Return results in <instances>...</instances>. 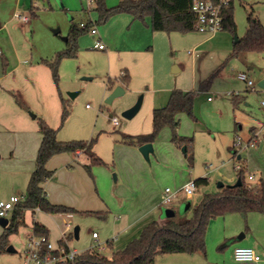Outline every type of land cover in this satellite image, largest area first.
<instances>
[{
    "label": "rangeland",
    "instance_id": "rangeland-1",
    "mask_svg": "<svg viewBox=\"0 0 264 264\" xmlns=\"http://www.w3.org/2000/svg\"><path fill=\"white\" fill-rule=\"evenodd\" d=\"M41 2L40 21L36 26V39L41 50L46 51L52 42L62 46L66 41L62 38L70 25L79 23V18L84 15L90 20H99V13L95 8L94 0H39ZM121 0H106L117 5ZM235 21L238 31L233 34L229 30H221L214 34L198 30L181 33L177 31H153L139 19H126V15L117 13L106 21L97 23L100 35L107 45L111 47H147L151 45L154 56V81L148 86H143L139 92L124 88L125 92L115 97L112 102H106L107 97L119 86V82L109 81L108 62L102 52H85L86 42L94 41L89 32L82 34L78 40V56L63 57L59 63V85H55L57 95L51 101L47 97H40L34 106L23 107L26 109L28 122L18 126L20 113L8 110L0 113L3 123L12 122L13 126L6 129L0 122V200H8L12 195L23 196L27 193L30 173L35 167V160L40 147L41 133L39 131V118L45 119L52 127L57 129V137L62 141L95 140L92 151L100 156L104 163L91 166V172L83 166V176L76 172L61 174L71 188L80 189V194L85 193V170L91 177L92 188H97L101 198L110 205L114 203L119 207L118 197L122 188H129L127 181L134 182V178L143 179L142 186L149 187L148 173L131 175L128 162L134 150H139L137 145L129 144L122 138L123 133L137 135L153 131L152 114L154 108L167 105L171 92L174 89L193 91L194 116L179 113V126L177 133L180 136L192 138L179 145L173 140V132L169 126L163 127L152 142L156 152L166 153L171 149V144L177 146L186 160V171L196 172L205 170L206 165L213 164V171L219 173V166L223 164V172L235 173L234 165L237 163L246 166L245 176L247 181L250 173L255 174L253 182L262 179L264 182V88L258 83L264 80V52H247L246 57H229L234 47V41L242 38L247 30V15L253 5L256 15L264 23V0H233ZM46 10V11H45ZM74 18L73 21L70 19ZM17 22L19 19L15 18ZM130 19V20H129ZM149 20V18H147ZM21 22V21H20ZM60 28V33L55 34L53 29ZM237 38V39H236ZM176 68H179L177 70ZM245 72L253 80L254 86H248L246 81L239 78V73ZM92 73V74H90ZM90 77L91 79H84ZM114 77V76H113ZM123 82V81H122ZM69 92H77L71 97ZM143 97L141 109L135 117L127 119L122 113L132 107L140 97ZM211 100H208V97ZM70 103L67 118L62 121L63 104L61 98ZM237 100V105H235ZM88 105V106H87ZM21 107V106H20ZM118 119V123L113 118ZM256 127L259 132L255 146L237 148L233 153L232 146L240 137L247 142L253 136L251 128ZM20 135L27 140V148L19 141ZM20 145L16 146V141ZM34 141L32 148L30 142ZM188 154L194 155L192 164L185 156L184 147ZM152 158H155V154ZM88 154H83L80 159L84 164L90 163ZM143 156V155H142ZM238 157L241 159L239 160ZM143 159L146 161L145 157ZM153 160V159H152ZM86 161V162H85ZM224 161V162H223ZM228 162V163H225ZM229 162H234L232 166ZM146 163L150 166L151 162ZM83 164V165H84ZM227 165V166H225ZM167 171L156 170L160 175L158 188L163 192L166 187L176 191L181 189L172 183L173 178H165ZM116 178L119 179L115 180ZM251 181V182H252ZM227 183L222 178L213 181V191L217 190L218 183ZM135 183V182H134ZM206 185H203L205 187ZM83 189V190H82ZM129 191V189H128ZM212 191V190H211ZM210 191V192H211ZM207 193V192H204ZM59 202L72 206L78 210L74 213H45L27 212L26 224L19 227L18 231L9 236V245L16 251L0 253V264H24L25 250L32 239L34 220L43 221L50 229L49 240L57 244L62 238L61 231L66 227V222L71 225V233L79 226V238L74 236L69 242L71 249L82 252L90 247L99 248L100 252L109 256L113 249L107 244L108 237L113 233L108 219L119 217L122 211L129 206V195L126 197V206L118 208H103L98 198L85 200V196L77 195ZM129 194V193H128ZM104 200V201H105ZM105 201V202H106ZM196 201L186 196L184 192L170 206L172 214L177 213L182 217L192 215V208ZM57 203V202H56ZM74 203V204H73ZM188 204L191 210L181 211V206ZM87 211V213H85ZM165 215L161 217L164 218ZM2 218V217H0ZM6 218H11V213ZM4 226L0 224V235L4 233ZM93 231L100 237L94 239ZM70 233V234H71ZM69 234V235H70ZM68 235V236H69ZM110 235V236H109ZM245 235L243 238L242 236ZM241 237V238H239ZM247 241V242H246ZM249 241V242H248ZM248 243L264 258V214L249 212L243 215L238 212L228 213L214 217L206 232V253H169L157 257L159 264H238L234 261L232 251L234 247ZM115 244V243H114ZM156 263V264H158Z\"/></svg>",
    "mask_w": 264,
    "mask_h": 264
},
{
    "label": "trees",
    "instance_id": "trees-1",
    "mask_svg": "<svg viewBox=\"0 0 264 264\" xmlns=\"http://www.w3.org/2000/svg\"><path fill=\"white\" fill-rule=\"evenodd\" d=\"M218 1V0H217ZM95 8L99 13V20L73 24L68 36L67 45L58 51L52 58L44 59L43 62L52 70L53 78L59 85V63L63 57L78 56V38L85 32H90V27L100 21L108 20L117 13H128L134 18L145 20L150 17V26L153 31L187 33L196 30V15L192 10L194 0H121L117 5L108 6L106 0H94ZM221 30H229L233 34L238 31L235 21L234 2L226 0L222 8ZM264 52V23L256 15L253 5L247 15V30L242 38L234 41V47L229 57H242L247 52ZM122 81L129 83L128 76ZM113 84L112 79L109 81ZM193 91L174 89L171 92L166 106L153 110V131L146 134L131 135L122 134L124 141L132 145H142L153 142L160 130L169 126L173 132V140L181 145L192 138L180 136L177 133L179 126V113L185 112L194 116ZM211 98V97H210ZM63 104L62 121L70 111V103L61 98ZM237 105V100H235ZM38 118L39 130L42 134L41 144L32 171L27 193L24 199L18 202L11 210V218L0 235V253H5L9 246V236L18 231L19 227L26 224V211L42 210L46 213H74L78 212L72 206L53 203L45 191V183L54 173L47 164L49 160L60 153L88 154L90 163L84 167L91 172V166L104 163L103 159L92 151L95 140L62 141L57 137V129L52 127L45 119ZM186 147V146H185ZM186 155L192 164L194 155ZM240 160L241 158L238 157ZM246 166L243 163L237 171V180L240 184H225L215 191L204 193L200 202L192 208V215L182 217L175 213L172 216L155 220L146 225L138 237L132 239L123 249L117 250L109 256L102 254L97 248H89L77 252L74 259L56 260L54 264H155L159 255L169 253H206V232L210 221L217 216L238 212L247 215L249 212L264 214V182L252 183L246 180ZM196 184L206 185L207 177L195 179ZM87 213V211H85ZM32 236H44L49 241V229L39 221H33ZM74 236L71 233L66 239L59 241L57 249H49L47 244H42L39 253L42 258L49 255L60 258L63 254L61 248L69 251L68 240Z\"/></svg>",
    "mask_w": 264,
    "mask_h": 264
},
{
    "label": "crops",
    "instance_id": "crops-1",
    "mask_svg": "<svg viewBox=\"0 0 264 264\" xmlns=\"http://www.w3.org/2000/svg\"><path fill=\"white\" fill-rule=\"evenodd\" d=\"M112 4L114 3H109L110 6H112ZM40 5L41 2L39 0H0V112L2 111V113H6L8 110H18L17 112L20 113V116H18L17 118L20 131H22V128L20 126L28 122V118L26 116L27 111L23 107L34 106L35 102L42 96L47 97V99H49L50 101L51 99L55 100L57 89L55 88L54 84H57L54 81L52 70L43 62V60L52 58L58 51L63 50L66 47L68 40H65L66 45L62 46V44L60 45L58 44V42H52L53 39L49 38L51 42V44H49V48L46 51L41 50L38 39H36V26L41 20ZM17 12L23 16H26L27 19L21 20L17 18L15 16V13ZM122 15H126V19L130 18L131 21L137 19L128 13H122ZM15 18L19 19V22H17ZM89 18L85 17L84 12V15L79 18V23L73 24H85V22H88L90 20ZM147 18H149V20H147ZM70 20L73 21L74 18L72 17V19ZM140 20L141 19H139V21ZM141 21H144L146 23L145 25L151 28L150 17L147 16L145 20ZM72 25H70L69 29H67V37L69 36ZM89 33L92 34L91 32ZM92 36L95 39L91 43L86 42V44H88L86 46L88 47H86L85 52L96 51L103 53L104 59H106V61L108 62L107 74L109 75V79L114 78V80H117L119 82L118 84L123 88H130L136 92L141 91L143 86H148L153 83L154 56L151 45L147 47H111L110 45H107L105 43L103 37L100 35V32L97 35L92 34ZM97 39L101 40L105 44V47L103 49L96 48L94 46ZM244 56L246 57V54ZM176 69L179 70V68ZM125 75L129 78L128 84L122 82V78ZM2 113H0V122H2V126H6V129L12 128V122L7 121L6 124L3 123L4 120L1 119ZM255 130L256 127L251 128L252 134ZM23 138L26 139L27 136L25 135L24 137H22L20 135L21 141L19 142L27 148V140L24 143L22 140ZM40 140H42V134ZM19 142L18 140L16 141V146L20 145ZM33 144L34 141H31L29 147L32 148ZM138 147H140V145ZM170 148L171 149L169 150V152L166 153L156 152V148H154L153 145L154 151L150 154V160H146L149 163L151 162L150 166L143 159V154L140 150H137V148L133 153H130L131 159H129L128 162V167L130 168L129 170L132 171L130 173V177H132L131 175L134 174L138 176L139 174L148 173L149 180L145 182H150L151 184L146 188L139 187L142 186L141 182L143 181V179L140 177H136L134 178L135 183H130V180H132V178H130V180L127 181V186L129 188H122V194L118 197L117 202H119V207H116V204L114 205V203L110 205L105 199L101 198V194L96 187L92 188L91 177L86 170L85 193L82 189L83 191L81 195L78 194L80 193V189L75 190L74 188H71V185L66 183L64 179L61 178L62 176L59 177L61 174H69L76 171L83 176L82 173H84V163L80 158L83 154H85L84 152H79L75 155L69 153H60L53 156L49 160L47 166L49 169H53L54 173L52 177L45 183L46 194L53 203L57 202V204H59V202L69 203L67 200H71L74 194H78L77 196L79 198L85 196V200L87 201L91 200L90 198H92L93 196V198H98L102 202L103 208L109 209L110 211L111 206L112 208L116 207L120 210L124 209L126 207L124 205L127 202L125 201V199L129 195V206L125 209V211H122L119 217L114 216L108 219L111 224L110 228L113 230V233L111 234L112 237H108L107 244L115 248L111 252L112 254L117 250L123 249L132 239L140 235L141 231L146 225H148L152 221L161 219V217L164 216L165 211L171 209L170 206H172L174 202L171 204L161 203L162 191L159 190L157 186L158 180L161 177L159 174H156V170L160 171V173L162 170L167 171V173H164L165 178L171 176L173 178V180H171L173 181L172 184L175 187L180 188L191 180H195L199 177H207L209 183L206 184L205 187H203V185H199L198 195L194 198H190L196 201L194 205L200 202L204 192H210L211 190L213 191V181H215L217 178H222L227 183H235L237 181V175L235 173L232 175L231 173L226 174L223 172V164L219 166V173L216 174H213L215 173L213 171V173L210 175V172H212V169L214 168V165L212 163L211 166L206 165L205 170H199L196 172V174L194 170H191L189 171V173H187L186 160L179 151V148L173 144H171ZM154 152H156V154L154 155L155 158H152V154H154ZM185 156L187 157L186 152ZM87 159H89L88 156ZM229 164L233 166L234 162H229ZM118 179L116 178L115 180ZM259 181H252V183L256 184ZM181 189H179L180 191L178 194L183 192ZM23 197H25V195H23ZM189 209L191 210V207ZM29 211L33 214L36 212H44L39 209H36L34 211L28 210L26 211V215ZM41 218L42 221L39 222L44 224L48 228V226L43 221V217ZM70 230L71 225L66 222V227L61 231L62 238L58 239L57 244H54L50 241L55 249L59 247L60 240L66 239L68 237V235L71 233ZM74 237L76 238L75 233ZM92 237L94 239H97L100 237V235L98 234V237L95 238L92 233ZM244 237L245 235L243 236V238ZM70 240H68V246ZM237 246L250 245L246 243L241 245L239 244ZM233 252L234 251H232V255ZM234 261L236 262L235 259ZM23 263L25 264V255ZM156 263L158 262H155V264ZM261 264H264L263 257Z\"/></svg>",
    "mask_w": 264,
    "mask_h": 264
},
{
    "label": "built area",
    "instance_id": "built-area-1",
    "mask_svg": "<svg viewBox=\"0 0 264 264\" xmlns=\"http://www.w3.org/2000/svg\"><path fill=\"white\" fill-rule=\"evenodd\" d=\"M226 0H194L192 4V10L196 15V30L200 32H206L214 34L221 30L222 27V8ZM89 7H91V0H89ZM15 16L21 20H26V16L21 15L20 13H15ZM82 27H86V24H81ZM90 32L94 35L99 33L98 26L96 24L91 25ZM94 46L96 48L103 49L105 44L97 39L95 41ZM1 54V51H0ZM239 78L246 81L248 86H254V82L249 78L248 74L245 72L239 73ZM208 99H211L210 97ZM262 106L264 107V102H262ZM115 123H118V119L116 117L113 118ZM259 132L254 131L253 136L247 142H243V140L238 137L232 149H234L233 153L237 152V148H241L243 145L245 146H255L257 143V136ZM212 164L208 165L211 166ZM241 168V164L237 163L235 165V169L238 170ZM249 180L255 179V174L250 173L248 175ZM259 183V182H258ZM187 197L194 198L199 193V187L196 184L195 180H191L187 182L181 189ZM180 190H172L170 187H166L162 192L161 203L162 204H171L173 203L177 197ZM24 199L23 196L12 195L8 200H0V217H7L9 213L14 208V206ZM93 236L98 237L97 232H93ZM47 244L49 249H55L53 244L46 240L44 236H36V239H32L30 245L25 250V264H54L56 260H65V259H74L75 255L78 251L69 249L68 252L65 251L64 248H61L62 256L60 258H53L49 255L42 258L39 253V249L42 244ZM98 250H102L101 247ZM234 259L238 264H261L262 256L250 246H237L233 252Z\"/></svg>",
    "mask_w": 264,
    "mask_h": 264
},
{
    "label": "water",
    "instance_id": "water-1",
    "mask_svg": "<svg viewBox=\"0 0 264 264\" xmlns=\"http://www.w3.org/2000/svg\"><path fill=\"white\" fill-rule=\"evenodd\" d=\"M53 32L55 34L60 33V28L53 29ZM62 38L64 40H67L68 39L67 36L62 37ZM84 79H91V78L90 77H84ZM258 85L260 87L264 88V80H261L258 83ZM124 92H125V89L121 85L117 86L112 91V93L107 97L106 102H109V103L112 102L115 97L119 96L120 94H122ZM69 94L73 98V97H75V95L77 94V92H69ZM142 102H143V97L141 96L138 99V101L132 107H130V108L126 109L125 111H123V113H122L123 117H125L127 119H132L139 112V110L141 109ZM139 150L141 151V153L143 154V156L145 157V159L149 161L150 160V154L153 153V151H154V149H153V143L152 142L144 143V144L140 145ZM183 151L186 152V147L183 148ZM115 179H116V176H115ZM240 183H241V181L238 179L234 184L237 185V184H240ZM223 185H225L223 182H219L218 183V187L219 188L222 187ZM188 209H189V205L188 204H184V205L181 206V211L182 212H185ZM164 215L166 217H168V216H172L174 214H172L170 210H166ZM8 223H9V219L8 218H6V217L0 218V224L2 226L5 227V226H7ZM74 233H75L76 238H78L79 237V226H76L75 227ZM239 238H241V237H239ZM7 251L14 252L16 250L13 247V245H9L7 247Z\"/></svg>",
    "mask_w": 264,
    "mask_h": 264
}]
</instances>
